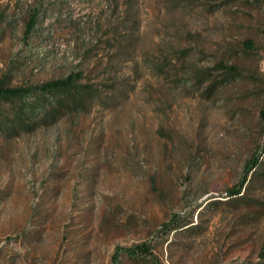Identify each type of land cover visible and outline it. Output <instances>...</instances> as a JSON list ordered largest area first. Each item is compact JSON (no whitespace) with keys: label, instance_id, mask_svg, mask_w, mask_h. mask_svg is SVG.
<instances>
[{"label":"rangeland","instance_id":"obj_1","mask_svg":"<svg viewBox=\"0 0 264 264\" xmlns=\"http://www.w3.org/2000/svg\"><path fill=\"white\" fill-rule=\"evenodd\" d=\"M72 70L79 111L0 134V264H264V0H0V77Z\"/></svg>","mask_w":264,"mask_h":264},{"label":"trees","instance_id":"obj_2","mask_svg":"<svg viewBox=\"0 0 264 264\" xmlns=\"http://www.w3.org/2000/svg\"><path fill=\"white\" fill-rule=\"evenodd\" d=\"M37 14L38 11L31 13L23 31L24 37L30 35L36 23ZM81 78V71L72 70L63 77L15 86L10 85L7 77H0V134L11 137L22 131H31L46 120L54 121L65 113L79 111V108L83 107L97 90L92 84L81 82ZM215 86V80H213L208 88L212 89ZM259 163L257 157L248 160L243 178L239 184L228 189V195L241 193L247 181V175L256 170ZM178 220L180 219L174 215L163 224V227L169 232L192 222ZM125 252L129 257H145L149 250L143 243L125 249ZM119 253L120 251H116V259Z\"/></svg>","mask_w":264,"mask_h":264}]
</instances>
